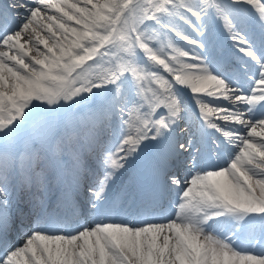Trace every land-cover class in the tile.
<instances>
[{
  "label": "snow or ice",
  "instance_id": "snow-or-ice-1",
  "mask_svg": "<svg viewBox=\"0 0 264 264\" xmlns=\"http://www.w3.org/2000/svg\"><path fill=\"white\" fill-rule=\"evenodd\" d=\"M0 264H264V0H0Z\"/></svg>",
  "mask_w": 264,
  "mask_h": 264
}]
</instances>
